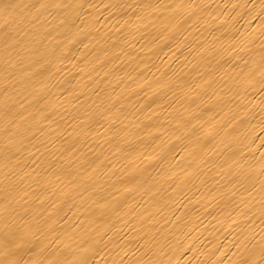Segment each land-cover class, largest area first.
I'll use <instances>...</instances> for the list:
<instances>
[{"label": "bare ground", "instance_id": "obj_1", "mask_svg": "<svg viewBox=\"0 0 264 264\" xmlns=\"http://www.w3.org/2000/svg\"><path fill=\"white\" fill-rule=\"evenodd\" d=\"M3 3L0 261L264 264V0Z\"/></svg>", "mask_w": 264, "mask_h": 264}, {"label": "snow or ice", "instance_id": "obj_2", "mask_svg": "<svg viewBox=\"0 0 264 264\" xmlns=\"http://www.w3.org/2000/svg\"><path fill=\"white\" fill-rule=\"evenodd\" d=\"M19 7H20V5L14 4V3H3L2 5H0V8H2V10L5 14H9L10 11H15ZM41 7H43V5H41ZM262 214H264V213H262ZM16 238L17 237L14 233H6L5 239H4V241H2L4 247L8 248V246L10 244H13L15 242ZM86 251H87V249H86ZM5 257H6L5 260L0 261V264H17L16 260L7 259V253H5ZM79 264H88V261L86 259H83L79 262Z\"/></svg>", "mask_w": 264, "mask_h": 264}]
</instances>
